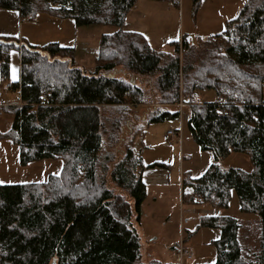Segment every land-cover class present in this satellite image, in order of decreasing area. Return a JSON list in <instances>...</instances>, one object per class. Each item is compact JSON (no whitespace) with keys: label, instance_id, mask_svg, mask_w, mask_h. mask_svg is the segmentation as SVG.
<instances>
[{"label":"trees","instance_id":"1","mask_svg":"<svg viewBox=\"0 0 264 264\" xmlns=\"http://www.w3.org/2000/svg\"><path fill=\"white\" fill-rule=\"evenodd\" d=\"M137 2L0 0V9L25 21L47 14L78 27L117 29L102 37L93 73L76 64L74 48L0 37V89L10 84L11 52L21 54L20 82L11 88L19 99L1 110L13 117L12 128L0 138L19 147L22 166L64 164L45 183H0V264H161L145 262L139 227L147 199L143 172L166 165L145 166L131 144L143 125L179 119L167 108L181 90L191 104L187 127L195 143L215 156L201 177L183 181L190 190L185 202L225 211L234 193L240 211L260 220V249L249 260L240 221L203 217L201 229L221 233L210 264H264V0H248L221 35L198 46L185 42L191 50L183 63L179 43L168 54L124 30ZM200 3L194 0L196 9ZM201 91L213 92L225 112L217 111V100H202ZM235 153L250 158L251 170L219 165Z\"/></svg>","mask_w":264,"mask_h":264},{"label":"rangeland","instance_id":"2","mask_svg":"<svg viewBox=\"0 0 264 264\" xmlns=\"http://www.w3.org/2000/svg\"><path fill=\"white\" fill-rule=\"evenodd\" d=\"M247 2L248 0H201L198 9H196L194 0H178V5L151 0H138L136 6L127 17L124 30L142 33L148 43L161 52L174 51L173 45L180 44L182 40L189 46H198L203 41H209L211 38L221 35L225 31L227 23L239 17ZM39 16L44 18L40 31L41 42L47 45L57 40V42L67 45L66 47L74 48L76 64L89 73H93L96 70V61L99 56L102 37L117 31L116 28L109 26L78 27L72 19H59L47 14H39L37 17ZM28 22L32 25L37 23L36 21ZM190 50L184 44L182 47L179 46L181 63L188 58ZM17 71L18 68L16 73ZM11 73L10 83L15 74H13V70H11ZM183 77L181 76L180 79L181 89L182 87L184 89ZM17 92L12 89H0L1 110L7 105L6 103L17 101ZM201 94L211 99L215 98L213 92L201 91ZM150 106L152 105L147 103L145 106L140 107L139 112ZM1 110L0 133L5 134L12 128L13 117ZM177 125L178 119L153 123L150 124L148 131L144 133L145 135L142 131L146 126L143 125L135 136V149L140 152L146 163L155 159H163L167 165L162 168L172 170L173 178H178L180 170L185 173L192 170V168L194 173L206 171L215 162L214 155L210 151L201 150L192 139L190 133L185 134L183 149L176 139H172L170 143L166 132L169 129H176ZM164 134L163 139L162 135ZM158 139L162 140V143L157 147L147 148L151 141L156 142ZM219 165L223 169L235 168L244 171H249L252 168L250 158L236 153L221 160ZM63 167L62 160L52 159L31 162L26 166H22L20 164L19 147L12 140L0 138V183L3 185L45 183L51 176L60 175ZM186 176L189 175L186 174ZM189 192L190 190L185 188L182 193ZM146 201L142 205V210L144 209V213H148L149 216L148 220H146L147 226L145 227L143 238L145 239L146 237L148 239L149 233L156 224L155 230L162 231V242L167 245L169 241L175 240L177 237L178 208H175L174 202H169L171 205H168L167 202L165 206H156L151 202L146 203ZM163 216L166 218L165 222H167L168 217L172 219L166 228L159 226L161 223L160 217L163 220ZM195 220H198V218H195ZM196 224L197 222L191 226L195 230H197ZM257 226L250 230L252 237L250 235L248 243H245V246H247L246 250L256 245L255 239L257 241L258 233L259 235L261 234L260 226ZM200 230L199 228L200 234L195 235L191 239L196 240L193 243L191 242L189 246L194 261H200L198 263H215L216 248L212 245H207L205 241L214 238L218 233L215 234L213 233L214 231L210 230ZM244 234L247 233L244 232ZM147 239L144 243L146 248L150 245V243H147ZM158 249L160 250L159 247ZM253 250H248L249 260H252L256 255L253 254ZM149 254V252L146 253L147 256Z\"/></svg>","mask_w":264,"mask_h":264},{"label":"crops","instance_id":"3","mask_svg":"<svg viewBox=\"0 0 264 264\" xmlns=\"http://www.w3.org/2000/svg\"><path fill=\"white\" fill-rule=\"evenodd\" d=\"M40 17L41 16L37 17L34 20L37 23L32 25V24H29L28 21L23 20L17 11L0 9V37H10V38L17 39L20 42H26V43L33 45V46L43 47L46 44L44 45V43L41 42L42 39L40 36V31L42 28L41 23L44 22V18H40ZM127 32H133V31H127ZM136 33H139V32H136ZM140 34H142V33H140ZM43 40H45V39H43ZM55 41L56 42H54V43H58L63 47L67 46V45H63V44L57 42V40H55ZM43 42H46V41H43ZM49 42H52V41H49ZM68 48H70V47H68ZM152 48H154V47H152ZM154 49H156V48H154ZM174 51L170 50L169 52H167V51H162V52L168 53V54H173ZM10 59H11V66H12L11 70H13V74L15 73L13 80L10 83L12 85V84H17L20 82V73H21V69H20L21 68V54H20V51H17V50L12 51L11 55H10ZM17 68H18V71L16 73ZM6 89L8 90V88H6ZM17 93H18V99H19V92H17ZM198 95L202 100H206L207 102H215L217 100L216 95H215L214 99H211L205 95L202 96L201 92ZM18 99H17V101H18ZM12 103H14V102H9V104H12ZM6 104L9 105L8 103H6ZM167 110L172 112V113L177 112L176 106L168 107ZM186 114H187V116H189V108L186 110ZM187 123H188V121H185L183 126L181 127L180 123H179V119H178L177 128L176 129H169L166 132V136H168L170 143H171L172 139H176L180 143V146L182 149L184 148V141H185V134L186 133H190L192 139L194 140L191 132L189 131V129L187 127ZM145 126H146V128L142 131L143 134L146 131H148L147 129H149V127H150L149 124H145ZM171 130H175V131H177V133H179V131H181V132L179 134H177L176 136L171 137L168 135V132ZM135 136L133 137V141H132L131 145L134 148V150L141 157L140 152H138L134 147L135 146V140H136ZM164 136H165V134L162 135L163 139H164ZM152 141H151V143H149L147 148H154V147H157L160 143H162V140H159V139L156 142L155 141L152 142ZM214 159H215V156H214ZM142 160H143V158H142ZM143 163L145 166H150V165H153L156 163L167 165L163 159H155L154 161L149 162V163H146L143 160ZM147 169H149V168H147ZM147 169L143 172V175H144L143 179L145 181V184L147 185V199H146L147 201H146V203L151 202L156 206H158V205L165 206L167 204V202H168V205H171V203H169V202H174L175 208L176 209L178 208V218H177V227H176L177 237L175 238V240H171V241H169V243H167V245H165V243L162 242V236H163L162 231L157 230V229L155 230L156 224L153 226L150 233L148 231V233H149L148 239L146 237H145V239L143 238V235L145 234V227L147 226L146 220H148L149 215H148V213L147 214L144 213V209L142 210L139 230H140V234H141L142 240H143L142 241L143 242V256H144V260L146 263L157 261L161 264H174L175 263L174 262V250H175L176 244L180 241V239L182 237V234H181L182 229H184V232L186 235V244H187L188 248H190L189 247L190 243L191 242L193 243L196 240V239H193V240H191V239L195 235L200 234V232H199L200 220L203 217L216 216V215L230 216V217H233V218L237 219L238 221H240V223L242 225V228H241L242 233L240 232L239 238H240V242H241L242 247H243V256L246 259H249L248 258V256H249L248 250L254 249L252 251L253 254H257L259 252V249H260V235H259V233H258L257 241L255 239V244H256L255 246H251L250 249L246 250L245 248H247V246H245V243H248V240L250 238V235H251L250 230H253L257 225L260 226V220L256 215H246L240 211L239 199H238L237 195L234 193H233V197H232V201H231L229 209H227L225 211H218V210H215L212 207H209L206 205L193 206V208H192V212H193L192 221L187 225H184V226L182 225V215H181L182 204H181V202H182V194H183L182 193L183 192V181L185 180V178H192V179L199 178L206 171L194 173V169L192 168V170L185 173L184 171L180 170L178 178L177 177L173 178L172 172H171L172 170L171 171L165 170L162 167L151 168L149 170H147ZM196 172H198V171H196ZM186 174L189 176H186ZM195 218H198V220H195ZM160 220H161V223L159 226H161L162 228L163 227L166 228V226L168 225V223L171 222L172 219L170 217H168L167 222H165L166 218L163 216V220H162V217H160ZM196 222H197V224H196L197 230H195L191 227ZM202 230L214 231L213 233H215V234L218 233L216 236L214 234V236H215L214 238H210L209 240L207 239L205 241V243L207 245L213 246L214 241H216L220 238V235H221L220 230H217V229H201L200 231H202ZM258 231H259V229H258ZM244 232H246L247 234H244ZM251 237H252V235H251ZM146 239H147V243H150V245L147 246V248L144 246ZM158 247L160 248V250L158 249ZM147 252L150 253L148 256L146 255ZM216 258H217V251H216ZM196 262L194 261V258H193L188 264H210V263H202V262L198 263L200 261H196Z\"/></svg>","mask_w":264,"mask_h":264},{"label":"built area","instance_id":"4","mask_svg":"<svg viewBox=\"0 0 264 264\" xmlns=\"http://www.w3.org/2000/svg\"><path fill=\"white\" fill-rule=\"evenodd\" d=\"M184 42L185 41L182 40V42L179 44V46L182 47ZM7 88L11 89L12 85L9 84L7 86ZM215 105L217 107L218 112H225V106L226 105L221 100H217ZM175 106L177 108V112L179 113V123H180V126L182 127L184 122L189 120V116H187L186 110L191 106V104L189 103L188 96L186 94H184V92L182 90L180 93L179 102ZM180 132L181 131H179V133ZM179 133H177V131H175V130H171L168 132V135L171 137H174ZM195 200L198 202L199 198L197 196H195ZM181 204H182V210H181L182 225L184 226V225L189 224L193 219V212H192L193 206H197L200 204L186 203L184 200V194H182ZM181 234H182V237H181L180 241L175 246L174 262H175V264H188L193 259V254L186 244V235H185L184 229H182Z\"/></svg>","mask_w":264,"mask_h":264}]
</instances>
